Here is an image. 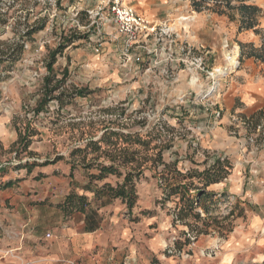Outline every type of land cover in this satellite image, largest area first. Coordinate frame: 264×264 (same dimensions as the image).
<instances>
[{
	"label": "rangeland",
	"instance_id": "rangeland-1",
	"mask_svg": "<svg viewBox=\"0 0 264 264\" xmlns=\"http://www.w3.org/2000/svg\"><path fill=\"white\" fill-rule=\"evenodd\" d=\"M117 1L141 14L137 10V0L136 4L135 0H1V12L5 14V23L0 24L1 43L20 41V37L32 28L37 29V33L31 40H24L25 49L20 60L0 84V172L14 170L17 165L29 161L42 164L59 157L63 158L62 163L80 165L81 157H71L72 152L83 149L90 139L98 140L107 128L121 134H137L144 140L152 135L151 149L158 145L169 146L163 160L169 166L176 165L182 174L199 172L201 166L209 167L218 159H227L222 154L204 149L195 130L200 129L206 119L209 120L207 114L212 109L214 116L220 118L221 110L214 102L221 98V90H225L227 83L248 60H241L239 43L246 45V53L250 44L257 49L262 48V19V33L256 38L250 33H240L238 25L233 23V34L223 51L217 48L213 52L207 46L196 50L188 41H179L177 55L173 48L170 49L171 45L166 44L177 39L172 29L176 26L171 25L170 28L156 24L141 14L150 26L156 25L157 29L150 35L145 33L147 31L141 33L128 50L130 40L122 33L113 12ZM153 1L155 5L166 3V0ZM168 1L175 2L178 7L189 4V11L193 10L190 0ZM213 16L216 21L218 16ZM180 17L186 22L193 21L190 14ZM70 40L74 43L69 44ZM60 46H65L64 50L57 56L50 74L47 68L50 53ZM163 51L168 55L166 59H162ZM229 58H233L235 63ZM172 64L178 67L176 74ZM48 77L53 81L46 88ZM60 80H65V84L49 94L48 90L57 86ZM73 89L91 93L69 101L66 95ZM46 96L49 101L45 104ZM58 96L68 99L69 103L61 108L55 99ZM10 133L18 135L16 142L11 143ZM158 134L161 135L160 142L156 139ZM21 136L28 138L31 144L28 153L18 155V150H22ZM234 137L240 138L239 135ZM259 140L260 137H248L246 142L257 147L262 143ZM136 149L141 150L140 147ZM144 154L152 157L155 149ZM94 157L89 155L87 160L92 161ZM167 171L164 166L146 171L144 181H148L145 186L149 192L143 202L152 208L160 203L171 211L176 207L177 199L164 203L165 186L159 180L160 174H167ZM189 182L199 184L197 180ZM237 206L242 209V216L236 210ZM243 208L235 200L214 207L213 215L220 218L219 223L225 230L221 232L219 226L210 230L209 235L218 238V244L205 250L204 255L208 256L209 252L212 256L208 257H216L229 230L231 232L235 227L238 216L244 217ZM233 210L234 218L221 219L228 217ZM199 212L202 213L201 210ZM173 225L183 227V231L180 239H176V235L171 238L166 250L173 246L175 253L169 252L171 256L189 257L190 252L176 249L177 243L190 246L205 235L197 238L185 225L174 222ZM188 239L190 244H186Z\"/></svg>",
	"mask_w": 264,
	"mask_h": 264
},
{
	"label": "crops",
	"instance_id": "crops-1",
	"mask_svg": "<svg viewBox=\"0 0 264 264\" xmlns=\"http://www.w3.org/2000/svg\"><path fill=\"white\" fill-rule=\"evenodd\" d=\"M137 2V10L152 22L176 26L172 29L177 39L166 44L177 55L179 41H188L196 50L207 46L213 52L217 48L223 51L233 34L229 20L216 17L215 21L213 15L189 11V4L178 7L168 0L156 5L153 0ZM254 2L264 9V0ZM182 14H190L193 21L186 22ZM246 33L256 36L253 31ZM167 56L163 51L162 59ZM172 69L176 74V64ZM225 87L221 98L214 102L221 110L220 118L212 109L207 114L209 120L195 130L204 149L224 155L232 165L228 178L207 191L218 197L228 195L217 205L235 200L245 209L244 217L237 219L215 258L203 254L218 244V238L211 235L183 246L184 252H190L189 257L165 253L175 235L180 239L183 227L173 225L170 211L163 204L152 208L143 202L149 192L145 186L148 181H144L146 173L137 183L138 201L129 212L121 200L95 196L96 184L91 183L90 172L82 164L59 161L30 172L7 170L0 178L2 184L17 181L0 192V264H263L264 63L245 60ZM17 137L16 133L9 134L11 143ZM248 137H260L262 143L257 147L247 145ZM201 167L199 172L206 169ZM117 181L115 177L106 180L113 185ZM71 193L86 197L89 205L85 212L66 217L61 206Z\"/></svg>",
	"mask_w": 264,
	"mask_h": 264
},
{
	"label": "trees",
	"instance_id": "trees-1",
	"mask_svg": "<svg viewBox=\"0 0 264 264\" xmlns=\"http://www.w3.org/2000/svg\"><path fill=\"white\" fill-rule=\"evenodd\" d=\"M255 0H190L191 8L196 13L208 12L218 17H225L230 23H236L239 28V32L253 31L255 35H260L261 23L260 20L264 17V11L255 4ZM0 0V24L5 23L3 18L5 14H2ZM37 33V29L32 28L25 35L20 37V41L17 42H0V84L3 83L9 76V73L14 68V65L20 60L21 55L25 49L24 40H31V37ZM74 43L73 40L69 41V44ZM241 48V60L242 59H255L264 63V44L262 48L257 49L253 44L249 45V52H245L246 45L239 43ZM65 46H60L59 49L50 53L49 60L47 62V68L49 73H53V67L57 62V56L63 52ZM53 81L52 77L46 79V88ZM65 80L57 82V86L48 90V93H52L57 87L64 85ZM88 90L73 89L71 93L66 95L69 101L76 97H86L91 92ZM61 104L63 108L68 99H62L61 96L55 98ZM44 103L49 101L47 96L44 98ZM117 126H119L117 124ZM122 127H125L124 125ZM154 138V137H153ZM157 141L160 142L161 135H156ZM152 135L144 140L137 134H121L112 128H107L102 136L98 140L90 139L86 146L74 150L71 157H81V164L90 172L89 179L91 183L96 184L95 196L99 198L102 195H107L110 200H121L126 206L129 212H132L138 201L137 183L145 175L146 171H153L164 166L167 169V174H160V181L163 183L164 203L176 198V207L170 211V215L173 217L174 224L180 223L185 225L190 233L197 235H209L210 230L215 227L221 228L223 231V224L219 223V217H214V207L220 203V200L228 199V195L223 194L219 197L216 194L208 192L207 189L213 184H218L229 176V171L232 169L231 163L225 159L224 161L218 159L212 166L206 167L202 172L192 171L187 174H182L176 165L169 166L164 160L163 156L169 146L155 147V154L152 157H146L144 153L148 154L151 150ZM20 145L22 150H18L19 154L28 153L30 147V140L25 137H20ZM106 147V148H105ZM140 147L141 150L136 149ZM30 155H32L30 153ZM89 155H95L92 161H88ZM63 158H56L53 162L46 161L42 164L26 162L16 166L14 170L28 169L30 172L36 167L48 166L52 163H57ZM101 159L104 161L101 162ZM148 164H150L148 166ZM95 171V173H91ZM6 173V170L0 172V178ZM110 177H115L118 181L113 185L106 182ZM198 181V186L193 182ZM16 182H7L2 184L0 181V192L12 188ZM99 183H103L99 186ZM218 201V202H217ZM89 205L88 199L83 196H78L75 193H71L65 200L61 209L65 213L66 217H71L75 213L85 212ZM199 210L202 211L199 212ZM242 216V209H238ZM240 217V216H238ZM234 218V210L228 217H221L223 220H230ZM225 230V229H224ZM233 231V229H232ZM231 231V232H232ZM229 230V233H231ZM196 238V239H197ZM190 240H186V244H190ZM183 244L177 243L176 249H182ZM168 256H171L169 251H165Z\"/></svg>",
	"mask_w": 264,
	"mask_h": 264
},
{
	"label": "built area",
	"instance_id": "built-area-1",
	"mask_svg": "<svg viewBox=\"0 0 264 264\" xmlns=\"http://www.w3.org/2000/svg\"><path fill=\"white\" fill-rule=\"evenodd\" d=\"M113 12L116 14V22L121 25L122 33L126 34L128 37L127 47L128 50L134 45L136 38L139 37L141 33L152 34L156 31L157 26H150V22H148L141 14H139L136 9L126 6H121L117 1L113 6ZM150 27V29H148ZM164 30V29H163ZM149 35L145 37L148 38ZM192 240V237L189 236ZM173 247V246H172ZM170 247L168 250L171 254L175 253V249ZM208 256H212L211 253L208 252Z\"/></svg>",
	"mask_w": 264,
	"mask_h": 264
},
{
	"label": "bare ground",
	"instance_id": "bare-ground-1",
	"mask_svg": "<svg viewBox=\"0 0 264 264\" xmlns=\"http://www.w3.org/2000/svg\"><path fill=\"white\" fill-rule=\"evenodd\" d=\"M230 60H231V62L233 63L234 61H233V58H229ZM235 63V62H234Z\"/></svg>",
	"mask_w": 264,
	"mask_h": 264
}]
</instances>
